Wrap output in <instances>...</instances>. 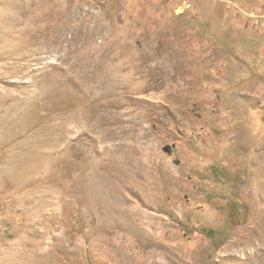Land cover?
<instances>
[{"label":"rangeland","instance_id":"374dc122","mask_svg":"<svg viewBox=\"0 0 264 264\" xmlns=\"http://www.w3.org/2000/svg\"><path fill=\"white\" fill-rule=\"evenodd\" d=\"M0 264H264V0H0Z\"/></svg>","mask_w":264,"mask_h":264}]
</instances>
